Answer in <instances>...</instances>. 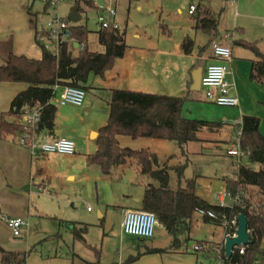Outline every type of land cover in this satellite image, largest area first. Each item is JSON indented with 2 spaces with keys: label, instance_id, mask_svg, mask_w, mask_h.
<instances>
[{
  "label": "rangeland",
  "instance_id": "374dc122",
  "mask_svg": "<svg viewBox=\"0 0 264 264\" xmlns=\"http://www.w3.org/2000/svg\"><path fill=\"white\" fill-rule=\"evenodd\" d=\"M50 1L54 0L46 2L42 0H0V32L10 35L13 41L12 47L8 41L4 42L2 47L18 54L40 57V47L34 42L32 34L31 36L25 35L24 30L20 29L22 23L26 22L25 12L29 8L35 13L37 32L45 27L46 21L52 14H57L71 26L85 24L88 30V49L103 52L104 49L98 43L96 33L99 29L96 7L86 6L82 1L77 4L73 0H65L53 6ZM91 1L93 6L94 3L104 6L115 4L116 18L122 32L125 33L128 45L147 41L157 42L159 37L169 30L171 31L170 39L177 42L183 32L190 31L188 24L194 22L192 17L195 12L188 14L189 4L201 3L217 19L218 29L223 33L219 32L218 36H212L198 32L196 43L206 42L204 49L199 52L200 55L209 49L213 39L230 43L228 42L230 38L242 37L252 42L259 40L261 46L264 47V0H94V3L93 0ZM78 6H81L83 10H79ZM235 27H243V33L238 35L229 31ZM190 33L189 36L195 38L193 32ZM45 44L54 51L53 43L45 42ZM234 49H238L243 55L240 58L245 57L243 49ZM77 52V49L72 48L73 55ZM240 58H230L225 78L230 88H234L235 85L238 90L240 89L242 106L239 103L237 107L218 106L208 102L213 105H210L208 109L207 107L200 109L201 105L197 104L198 102L204 104L202 101L204 91L199 89L193 91V94L201 100L188 101L184 105V110L189 109L190 111L189 116L197 119H210L208 118L210 116L217 117L216 119L224 117V122L228 126L230 122L236 119L238 121L239 113L243 109L249 112L246 114L260 117L259 127L264 130V84L258 85L257 92L254 87L250 91L245 89L246 84L242 80L248 75L250 63ZM236 73H242L244 77L242 75L241 78L238 75L236 78ZM25 86L23 82H0V111L7 110L15 91ZM87 91L82 105L76 107L72 115H68L69 118H73L70 127L75 130L72 136L75 151L77 152L79 147L80 153L93 147L97 130L106 123L105 101L100 98L99 94L94 95L93 91ZM86 99L94 106L87 115L82 109ZM52 101L60 108L58 98L54 97ZM7 118H9L8 115ZM261 133L264 135L262 131ZM11 139L16 141L15 137ZM119 142L121 146L130 145L133 149L148 146L160 157L171 153L179 155L176 143L171 140L123 136L119 138ZM1 146L0 245L9 251L27 252L31 250L26 264H83V259L93 263L99 261L100 264H196V257H198L197 264H199V258L204 264L213 263L210 259L215 255L218 246L214 244L211 237L207 239L204 237L209 235L217 238L220 236L221 229L212 223L193 222L190 232L186 235V238H189L188 242L183 248L188 253L184 254L180 251L170 252L174 250L171 247V237L166 230L159 227V223L153 237L148 239L123 233L119 206L124 205L122 202L126 199L136 197L137 194L142 195L146 182H152L145 175L138 174L136 167L134 168L135 165L119 166L110 175H105L98 165H87L85 157L78 154L70 168L64 170V166L69 164L67 161L53 156H49L48 161L43 160L46 158L31 159L29 151L22 146L13 154L6 149L3 150ZM244 158L242 161L244 166L255 170L259 168L257 163H250L246 155ZM184 161V158L177 156L173 160V165L182 164ZM40 168H44V171L51 175L49 184L44 185V180L39 182V178L36 179L37 184L34 183V179V184L31 183V177L36 176ZM170 175V186L176 187L174 186V183H178L177 180L175 182L176 175L174 177L173 172ZM130 195L132 196L129 197ZM211 200L217 201L214 196H211ZM226 202L230 203V199L227 198ZM87 207H90V210H87ZM132 207L144 210L140 202L133 203ZM6 217H19L25 220L26 224L20 227L18 235H13L11 228L3 219ZM65 222L85 224L83 229L85 241L74 239ZM193 244H199V253L190 250ZM160 249L163 250L151 251ZM137 255L139 257L135 261L127 262L130 256ZM0 264H2L1 261Z\"/></svg>",
  "mask_w": 264,
  "mask_h": 264
},
{
  "label": "trees",
  "instance_id": "16d2710c",
  "mask_svg": "<svg viewBox=\"0 0 264 264\" xmlns=\"http://www.w3.org/2000/svg\"><path fill=\"white\" fill-rule=\"evenodd\" d=\"M82 2L86 6L94 7L91 0ZM78 9L83 10L81 6H78ZM194 12L196 29L208 35H219L217 19L208 9L197 4ZM27 14L35 32L34 41L40 47L41 53L39 58H33L16 54L3 47L6 50L0 64V82L26 84L25 89L12 97L8 109L0 113V138L3 140L8 137L16 138L21 133V128L10 121L7 115L18 116L25 108L35 105L42 106L41 129L46 133H52L57 111L52 101L55 87L69 85L87 90L89 77L103 76L113 65L114 60L123 55L127 47L124 32L112 28H99L96 31L97 39L104 50L90 51L87 47V27L85 24H79L70 26V29L73 38L79 44L82 43L83 48L73 55L72 45L65 42L60 44L55 55L38 41L35 13L27 8ZM241 31L243 32L242 28ZM235 43L249 49L257 57L251 60L249 78L264 82V54L259 51L257 42L238 39ZM8 44L11 46L12 40H9ZM194 45V39L185 36L180 47L184 54H190ZM200 49L203 50L204 46ZM189 83L191 84V79ZM188 100V95L113 89L106 123L96 132V150L86 155L85 162L87 165H98L105 175H110L114 169L126 163L134 164L138 174L147 175L152 182L144 187L140 205L144 210L155 214L160 226L170 235L171 247L174 250L183 249L188 242L189 238H186V235L190 232L193 216L199 210L204 213L201 219L215 226H220L223 221L228 223L239 214H243L247 219L251 241L245 245L243 254L235 249L230 258L226 259V263L264 264V135L259 130L258 117L242 115L237 125L241 130L239 136L241 153L246 155L250 163H257L259 168L255 170L239 164L237 178H223L225 191L232 200L230 206L210 204L200 198L195 193V177L185 179L184 185L178 182L176 187H170V171H174L177 180L181 181L185 163L161 164L157 155L149 149H133L119 143L118 138L121 136L171 140L176 143L179 154L186 155L187 143L197 140L199 128L214 124L184 116L183 107ZM209 212L214 216H209ZM65 223L69 226L74 239L84 241L82 228L85 224ZM218 248L223 256V243ZM30 251H9L0 245V261L2 264H26ZM138 257L130 256L127 262H133Z\"/></svg>",
  "mask_w": 264,
  "mask_h": 264
},
{
  "label": "crops",
  "instance_id": "0c3cea01",
  "mask_svg": "<svg viewBox=\"0 0 264 264\" xmlns=\"http://www.w3.org/2000/svg\"><path fill=\"white\" fill-rule=\"evenodd\" d=\"M79 3H82V2H79ZM93 3H94V0H93ZM198 4L201 5V3H198ZM97 5L98 3L97 4L94 3V7L97 8ZM201 6L205 9L203 5ZM25 13L27 14V10ZM25 21L26 22L24 24L22 23L20 29L24 30L25 35L29 34L31 36L32 34V37L34 40L35 32H34L33 26L30 25L29 23L28 14L26 15ZM25 24H26V27H25ZM35 26H36V23H35ZM187 27H189L190 31L183 32V34L180 35L177 42H173V40L170 39L171 31L169 30L165 32L161 37H159L157 42L147 41V42L136 44V45L127 44V47L123 55L114 60L113 65L107 71H105L103 76L91 75L89 77V80L87 83L89 85V88L87 90L93 91L92 94L94 95L96 93L99 94L101 96L100 98L103 99L106 103V108L104 111V118L107 119V116H108L109 100L111 96V91L113 89L135 90V91H143V92L166 94V95H179V96L188 95L189 96L188 101L201 100L198 97H195V95L193 94V91H197V90H193L190 88L189 82L191 79V71L194 69L192 67L195 66L196 68L197 66H201L202 72H203L207 64L211 62H215V61H221V60L211 54L210 47L205 53H202L200 55L199 52L201 51V49L198 46L203 47L206 42L201 41L202 43H196L195 39H196L197 33L201 31L195 28V21L191 22V24H188ZM241 28L243 29V27H235L233 30H229V31H232V33L234 34L241 35L243 33L241 31ZM217 30H218V34L219 32H221V34L223 33L222 31L218 29V25H217ZM43 31L44 29L42 27L40 31H38V36L41 35ZM191 31L195 35V38L189 36V34H191L190 33ZM120 32H122V30ZM9 36L10 35H7V33L0 32V64L2 62L4 51L6 50V49L4 50V48L1 45L6 41L12 40L11 36L10 37ZM185 36L193 38L195 42L194 48L190 54H184L180 47L181 42ZM239 39H243V38L241 37ZM235 40H238V39H233L232 37L230 38V41H228L230 43L225 42L231 48V58L232 57L240 58V56H243L238 49L235 50L234 48H241L244 50L243 53L245 57L240 58V59L248 60L250 64H249L248 75L242 81L246 84V88H245L246 90L250 91L254 87V90L257 92L259 88L258 85H263L264 82L260 83L255 80H251L249 78L251 60L257 59V57L249 49L239 44H236ZM245 41L252 42L248 40H245ZM253 42H257L259 51L264 54V47L261 46L260 44L261 42L259 43V40L253 41ZM76 43L78 42L75 40L74 42H71L70 45H72V48L79 50ZM12 46H13V41H12ZM33 58H39V57H33ZM227 65L229 66V62ZM235 65L238 67L237 63H235ZM238 75H240V77L242 78L243 74L236 73V78L238 77ZM25 87L20 88V90L18 91L25 89ZM60 89H61V86L58 87L57 93L60 92ZM87 90H85V93L88 92ZM18 91H15V92L17 93ZM230 91L233 95L237 97V101L239 105L242 106V101L239 95L240 89L238 90V88L235 87L234 85V88H231ZM204 99L202 100L204 104H199V102L197 104L198 106L201 105L199 106L200 109H203L205 107H207L208 109L210 105H213V104L208 103L210 101H208L205 98V96H204ZM187 102H185V104ZM238 103L236 106H233V107H237ZM59 106L60 108L56 106L57 111H56L54 128L52 130V133L44 132V134L48 136L49 138H56V137L64 136V137H68L72 139V136H74L75 130L70 127V124L73 118L72 117L69 118L68 115L70 114L72 115L74 109L78 106L73 105V104H66V105L59 104ZM93 107L94 106L92 105V103H90V101L86 99L82 107V109L84 110V114L87 115L90 112V110H92ZM184 111L185 110L183 107V115L187 117H191L189 116L190 114L189 109H187L185 112ZM1 112L2 111H0V113ZM241 112L245 114H242ZM240 113H239L240 117L238 118V121L236 119V121L234 120V122H230V125L228 126H226L227 124L224 122V119H225L224 117H221L222 119H216L217 117H211V116L208 117L210 119L201 118L202 120L214 122V124L210 126H202L199 128V130L197 131V140L190 141L187 143L186 155L184 156L180 154L178 155V154L171 153L170 155L163 154V157H160L158 156V153L156 151L151 150L150 147L148 146L140 147V148H147L153 153H155L157 155L158 162H160L161 164L163 162H166L168 163V165H173L174 164L173 160L177 158V156L179 158H184L185 159L184 163L186 165L183 170V178L181 181H179L177 180V176H176L175 182L177 180V182H180L181 185H184L185 179L195 177V182H196L195 193L200 198H202L203 200H205L207 203H210V204L230 206L232 204V200L229 198V195L225 191V181L223 178L225 177L234 178V179L237 178L238 165L239 164L245 165L242 163V161L245 159L244 158L245 155L243 156L242 155L243 153H240L239 156L229 155L227 154V149L230 148L231 143L233 142L232 139L235 134L237 125L240 123L241 116L242 115H253V114H246L249 112L244 111L243 109H241ZM253 116H256V115H253ZM258 118L259 120H261L260 117ZM259 126H260V122H259ZM259 130H261L264 133V130L262 128L259 127ZM139 138H145V137H139ZM152 139H155V138H152ZM158 140H163V139H158ZM0 145H2L1 147L3 150L6 149L7 151H10L11 154H13L14 151H16V149H19V147L21 148V146L17 144L16 141L12 140L10 137H8L5 140L0 138ZM126 146L131 147L130 145H126ZM78 150H79V147L77 148V152L75 151L73 155L72 154L71 155H61V154L51 153V154H47V155H43L39 157H32L30 155V158L31 159L46 158L43 160L48 161V157L53 156L54 158L67 161L69 163L64 166L63 169L65 170V169L70 168L72 162L78 157V154H81L82 157H86V155L92 154L96 150V142H94V145L91 149H86V151H83L81 153ZM129 165L134 166V164H130V163H126L125 165H122V166H129ZM171 172L174 173V177L176 175L174 171H170L169 173L170 180H171V175H170ZM50 176L51 175L49 173L47 174L44 171V168H40L37 171L36 176L31 177V183H33V179H34L35 180L34 183L37 184L36 179L39 178V182L40 181L42 182V179H43L44 185L49 184ZM145 176L149 178L147 175ZM170 180H169V185H170ZM39 182H38V185H39ZM148 183L149 182L147 181L145 186ZM176 184L178 183H174V186H176ZM131 196L132 195H130L129 197ZM135 196L136 197L133 196L134 198L131 197L129 200L126 199L124 202H122V204L124 205L119 206L118 209L122 217H123V214H122L123 208H133L132 207L133 203L135 204V203L140 202L142 195L137 194ZM211 196H214L217 201L216 202L212 201ZM227 198L230 199V203L226 202ZM201 217L202 216L199 213H196L193 216L192 221H191V228L193 226V222L198 223L199 221H201L202 223H207V222H204L201 219ZM6 218H9V217H6ZM121 223H122V219H121ZM217 227L221 229L219 237L217 236L216 238L215 236L208 235L204 237V239H207V237H211V240L214 241V244L216 246H220L223 243V239H224L223 237L224 227L222 226V224ZM82 229H84V227ZM217 231H215V233H217ZM83 234H84V230H83ZM200 240H203V239H200ZM162 250L163 249H160L157 252H160ZM173 251H180L183 254L188 253L186 250H183V249L170 250V252H173ZM197 255L198 254H196V256ZM197 259L198 257H196V264H197ZM198 262L199 264H204L200 258ZM83 264H100V262L96 261L93 263L91 261H86L83 259Z\"/></svg>",
  "mask_w": 264,
  "mask_h": 264
},
{
  "label": "built area",
  "instance_id": "2783aa9c",
  "mask_svg": "<svg viewBox=\"0 0 264 264\" xmlns=\"http://www.w3.org/2000/svg\"><path fill=\"white\" fill-rule=\"evenodd\" d=\"M46 2L47 0H42ZM65 0H54L50 1V4L55 6L56 3L63 2ZM75 2H81L82 0H73ZM196 4L190 3L188 13L193 14L195 11ZM98 13L96 19L99 25V28H112L115 30L121 31L120 24L116 18V6L111 5H97ZM44 31L39 35L38 41L44 47L52 52L53 54L58 53V48L60 44L68 42H74L70 25L63 18L57 14H52L51 17L46 21ZM228 34L225 35L227 38ZM47 43L54 44V51H52ZM79 49L83 48V44L76 43ZM211 54L221 61L211 62L206 65L204 71L201 74L200 78V88L204 91L205 98L211 103L218 106H227L233 107L236 106L238 101L237 97L233 95L230 91V85L226 81L227 73V64L230 62L231 58V48L222 40L213 39L210 42ZM59 86L55 87V96L58 98V103L60 105L73 104L76 106H81L84 100L85 91L79 87H73L69 85L61 86L60 92L57 96V89ZM41 110L42 106L35 105L28 108H25L18 116H10L9 120L16 123L21 128V133L16 137V142L20 146L26 148L32 157H39L51 153L56 154H73L75 152L74 141L68 137H56L49 138L44 134V131L41 129ZM241 130L240 127H237L235 134L232 139V143L229 149H227V154L233 156H239L241 153L239 147V136ZM90 210V207L87 208ZM199 214H204L202 210L198 211ZM122 231L126 235H131L143 239H148L153 237L155 228L158 225V220L154 213L142 209L136 208H123L122 209ZM209 216H214L212 212L208 213ZM11 228L13 235L19 234V229L21 226L25 225L26 222L24 219L16 218H4ZM224 227V239L225 237H234L236 236V231L238 227L237 218H233L228 223L227 221L222 222ZM249 233L250 241L251 234ZM223 239V242H224ZM246 244H241L233 248L232 254L235 252V249L238 250L240 254L244 253ZM192 252L199 253L200 246L199 244H193L190 248ZM228 259L224 252L223 256L220 253V249L217 248L215 255L211 257L212 264H232L226 263Z\"/></svg>",
  "mask_w": 264,
  "mask_h": 264
},
{
  "label": "water",
  "instance_id": "95a60500",
  "mask_svg": "<svg viewBox=\"0 0 264 264\" xmlns=\"http://www.w3.org/2000/svg\"><path fill=\"white\" fill-rule=\"evenodd\" d=\"M202 74V67L197 66L191 71V84L190 88L193 90L200 89V78ZM100 216V214H99ZM238 227L236 236L225 237L223 242L224 254L227 258H230L234 247L241 244H248L250 242L249 233L247 232V219L243 214L237 216Z\"/></svg>",
  "mask_w": 264,
  "mask_h": 264
}]
</instances>
